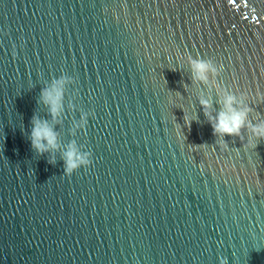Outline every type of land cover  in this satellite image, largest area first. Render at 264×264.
<instances>
[{
  "label": "water",
  "instance_id": "water-1",
  "mask_svg": "<svg viewBox=\"0 0 264 264\" xmlns=\"http://www.w3.org/2000/svg\"><path fill=\"white\" fill-rule=\"evenodd\" d=\"M222 91L264 119V0H0V264H264V139L213 134Z\"/></svg>",
  "mask_w": 264,
  "mask_h": 264
},
{
  "label": "clouds",
  "instance_id": "clouds-1",
  "mask_svg": "<svg viewBox=\"0 0 264 264\" xmlns=\"http://www.w3.org/2000/svg\"><path fill=\"white\" fill-rule=\"evenodd\" d=\"M191 72L194 80L207 82L208 73H215L218 69L210 61L202 58H196L189 61ZM72 83V78L61 75L53 80L48 87L41 90L40 99L43 104L48 107L49 114L53 121L56 120L61 111V101L63 98L64 87L66 84ZM258 99L264 100V97L258 96ZM200 104L204 114L208 117L212 127L213 134L217 137L241 136V130L246 129L250 135L247 139V146L253 148L255 141L264 139V119L253 123L249 120V113L252 107L245 103L244 95L238 98L230 91H222L218 103L221 105L215 115L209 111L211 103L208 99L201 98ZM188 117H185V121ZM32 127L29 133L30 144L38 153L46 151L58 150L57 132L54 127L46 120L37 117L32 118ZM86 123L84 115L81 117L80 127ZM91 153L89 151H81L74 143H70L65 147L62 153L64 161V173L66 175L73 173L81 167H87L91 163ZM49 162H53L50 160Z\"/></svg>",
  "mask_w": 264,
  "mask_h": 264
}]
</instances>
